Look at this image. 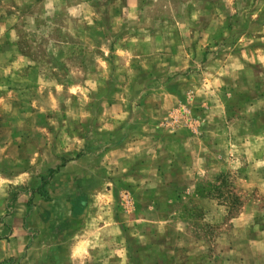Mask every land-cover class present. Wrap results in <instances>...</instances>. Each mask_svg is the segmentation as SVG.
<instances>
[{"label":"rangeland","instance_id":"obj_1","mask_svg":"<svg viewBox=\"0 0 264 264\" xmlns=\"http://www.w3.org/2000/svg\"><path fill=\"white\" fill-rule=\"evenodd\" d=\"M0 264H264V0H0Z\"/></svg>","mask_w":264,"mask_h":264}]
</instances>
